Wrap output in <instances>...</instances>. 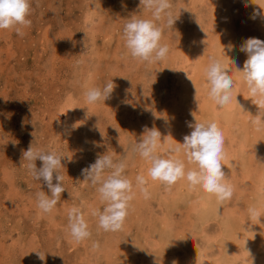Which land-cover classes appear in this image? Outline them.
<instances>
[{"label": "rangeland", "instance_id": "rangeland-1", "mask_svg": "<svg viewBox=\"0 0 264 264\" xmlns=\"http://www.w3.org/2000/svg\"><path fill=\"white\" fill-rule=\"evenodd\" d=\"M170 3L176 23L163 28L161 41L169 53L153 64L132 58L123 39L132 17L152 19L150 11L138 7L139 0H30L31 24L22 36L0 29V264H45L37 252L46 255V264L261 263L264 106L250 95L240 72L248 57L239 49L247 38L264 41V15L253 18L264 0ZM215 5L224 13L217 14ZM226 55L235 64L226 63ZM213 57L230 68L234 81L235 94L223 108L208 96L206 69ZM112 80L116 87L109 99L86 102L88 89L102 90ZM195 118L215 122L223 132L222 170L233 188L229 200L206 202L204 190L187 179L171 186L152 180L150 163L136 151L144 127H155L162 134L157 154L195 169L179 144ZM30 144L66 157L61 169L65 192L51 214L37 207V192L50 195L46 185L22 161ZM105 153L126 162L124 175L136 192L118 232L98 227L92 211H102L106 202L81 174ZM36 163L39 168L41 162ZM138 175L147 181V198L136 187ZM72 207L81 209L92 233L80 243L68 229ZM250 208L259 212L255 219Z\"/></svg>", "mask_w": 264, "mask_h": 264}, {"label": "clouds", "instance_id": "clouds-1", "mask_svg": "<svg viewBox=\"0 0 264 264\" xmlns=\"http://www.w3.org/2000/svg\"><path fill=\"white\" fill-rule=\"evenodd\" d=\"M138 7L150 11L152 19L134 16L125 24L123 29L125 47L134 59L149 64L163 62L169 53L168 46L161 43L163 28H171L176 23L171 11L172 4L170 0H139ZM261 10L264 8L259 7L254 10L253 18L264 15ZM30 15V0H0V29H14L18 35L22 36V29L31 24ZM154 21H164V24L158 25ZM233 48L234 46L230 44L228 51H232ZM239 50L246 53L248 58L243 70L238 71L244 74L250 94L253 97H259L255 103L264 106V41L258 38H247ZM224 59L228 64H235V61L227 55ZM229 70L230 68L225 69L220 60L214 57L210 58L206 69L208 96L221 108L228 106L232 101L234 81ZM187 77L191 80L188 75ZM192 83L196 89L195 83L193 81ZM115 87L112 80L107 82L102 90L98 87L88 89L84 94L86 102L89 104L105 102L111 97ZM197 96L196 89V100ZM255 122L259 123V119ZM78 123L73 124L72 128H77ZM188 127L192 129L190 134L183 137V143H178L186 153L188 161L196 165L195 169L190 170H186L185 163L172 155L167 158L158 155L157 149L162 143V134L155 127H144L141 139L136 145V151L150 163L148 175L152 180L161 181L168 186L174 185L181 179H187L194 188L201 187L204 192L215 195L218 201L231 199L233 188L222 170V161L225 159L223 132L215 122L205 124L196 120V123H189ZM169 137H171L170 134L165 136L163 142H167ZM175 151H180V148ZM65 158L56 150L34 149L33 144L22 151V161L28 162L27 169L30 174L34 179L42 181L50 193V195L45 191L36 193L37 207L42 213L51 214L61 194L65 192L64 177L61 174V169L65 168L62 163ZM37 161L41 162L39 168ZM126 167V162H115L111 155L105 153L98 154L95 162L81 171L84 180L96 186L101 201L106 202L102 211H92V215L98 218V227L105 232L123 230L129 214L130 201L136 195L132 181L124 175ZM146 183L143 175L136 177V187L145 198L148 197V190L144 187ZM248 214L251 219L259 216L255 208L248 209ZM68 220L69 233L75 242L80 243L91 238L89 224L80 208L72 207L68 212ZM93 246L98 248L99 244L95 243ZM37 256L46 264L44 253L37 252ZM172 264L177 262L173 261Z\"/></svg>", "mask_w": 264, "mask_h": 264}, {"label": "bare ground", "instance_id": "bare-ground-1", "mask_svg": "<svg viewBox=\"0 0 264 264\" xmlns=\"http://www.w3.org/2000/svg\"><path fill=\"white\" fill-rule=\"evenodd\" d=\"M259 3H261V2H259ZM262 3H263V2H262ZM215 6H216V5H215ZM215 6H214V7H215ZM221 7H223V6H221ZM216 8H217V6L215 7V10H214V11H217ZM226 10H227V9H226ZM218 12H219V11H217V14H219V13H221V14L224 13V12H219V13H218ZM225 13H227L228 16H229V13H228L227 11H225ZM213 14L216 15L215 13H213ZM226 16H227V15H226ZM257 17H258V16H257ZM214 18H215V17H214ZM219 19H220V18H219ZM224 19H225V18H224ZM261 19H262V17H261ZM263 19H264V17H263ZM216 21H218V20L216 19ZM262 21H263V20H262ZM262 21H261V22H262ZM221 22H222V21H221ZM222 24H223V23H222ZM230 42H231V41H230ZM221 52H222V51H221ZM219 53H220V51H219ZM219 53H218V55H219ZM222 54H223V53H221V55H222ZM223 56H224V54H223ZM219 57H220V56H219ZM221 60H222V59H221ZM194 80H195V79H194ZM185 92H186V91H185ZM189 93H190V92H189ZM187 94H188V93H187ZM187 94H186V95H187ZM234 94H235V93H234ZM234 94H233V95H234ZM250 95H251V94H250ZM230 106H231V105H230ZM229 110H232V108L229 109ZM211 112H212V111H211ZM231 114H232V113H231ZM233 115H234V114H233ZM228 116H230V115H228ZM230 117H232V116H230ZM233 117H234V119H235V116H233ZM233 117H232V119H233ZM226 118H227V117H226ZM228 118H229V117H228ZM227 120H229V119H227ZM244 120H245V119H244ZM239 122H240V121H239ZM237 126H238V125H237ZM238 127H239V126H238ZM241 129H242V128H241ZM239 130H240V129H239ZM245 133H246V132H245ZM247 134H248V133H247ZM244 136H246V134H245ZM255 141H256V139H255ZM255 141H254V142H255ZM260 186H261V185H260ZM262 189H263V187H262ZM196 190H197V188H196ZM259 190H260V189H259ZM198 193H199V192H198ZM263 194H264V193H263ZM263 194L260 193V195H262V197H263ZM204 195L206 196V198H205L206 202H211V203H212V202H213V203H218V202H219V201L217 200V198L215 197V195H212V194H209V193H206V192L204 193ZM258 197H260V196H258ZM258 197H257V198H258ZM259 199H261V198H259ZM259 199H258V201H259ZM263 199H264V198H263ZM203 203H204V202H202L201 204L203 205ZM212 208H213V207H212ZM201 210H202V209H201ZM198 212H199V211H198ZM200 216H201V215H200ZM226 225H227V224H226ZM228 227H229V226H228ZM225 229H226V228H225ZM229 230H230V229H229ZM223 231H224V230H223ZM227 231H228V230H227ZM233 231H234V230H233ZM225 232H226V231H225ZM233 233H234V232H232V235H233ZM227 234H228V233H227ZM229 235H230V234H228V237H229ZM222 236H223V235H222ZM233 236H234V235H233ZM252 236H253V235H252ZM250 237H251V236H250ZM230 238H231V237H230ZM253 238H254V237H252V239H253ZM221 239H222V238H221ZM225 239H226V238H225ZM249 239H250V238H249ZM231 241H232V238H231ZM228 242H229V241H228ZM233 242H235V241H233ZM218 243H219V242H218ZM221 243H222V242H221ZM224 243H225V242H224ZM232 244H233V243H232ZM224 245H226V243H225ZM247 245L249 246L248 243H247ZM220 246H221V245H220ZM227 247H228V246H227ZM230 249H231V248H230ZM228 251H229V248H228ZM230 252H232V251L230 250ZM223 255L226 256V254H223ZM229 255H230V254H229ZM222 257H223V256H222ZM222 257H221V258H222ZM227 257H228V255H227ZM230 257H232V255H230ZM232 258H234V257H232ZM223 259H225V258L223 257ZM229 259H231V258H229ZM202 260H203V259H202ZM221 260H222V259H221ZM246 260H247V259H246ZM260 260H261V261H260V262H261L260 264H264V256H263L262 259L260 258ZM196 261H197V259H196ZM208 261H209V260H208ZM223 261H224V260H223ZM232 261H233V259H232ZM198 262H199V261H198ZM221 262H222V261H221ZM224 262L226 263V260H225ZM248 262H249V260H248ZM254 262H255V261H254ZM198 264H199V263H198ZM214 264H215V263H214ZM247 264H249V263H247ZM251 264H252V263H251ZM258 264H259V262H258Z\"/></svg>", "mask_w": 264, "mask_h": 264}]
</instances>
